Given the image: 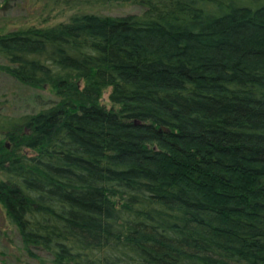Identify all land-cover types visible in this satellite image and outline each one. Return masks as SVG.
<instances>
[{
	"label": "trees",
	"instance_id": "1",
	"mask_svg": "<svg viewBox=\"0 0 264 264\" xmlns=\"http://www.w3.org/2000/svg\"><path fill=\"white\" fill-rule=\"evenodd\" d=\"M31 1L73 13L0 33V72L55 96L0 112V205L23 248L264 264V0ZM122 3L142 11H93Z\"/></svg>",
	"mask_w": 264,
	"mask_h": 264
},
{
	"label": "rangeland",
	"instance_id": "2",
	"mask_svg": "<svg viewBox=\"0 0 264 264\" xmlns=\"http://www.w3.org/2000/svg\"><path fill=\"white\" fill-rule=\"evenodd\" d=\"M47 13L41 4L31 0H0V33L29 25L46 26L67 20L73 11ZM93 11L107 15L141 13L142 8L129 3L95 7ZM48 14V15H47ZM44 20V18H47ZM4 61L0 58V64ZM105 92L103 100L107 99ZM55 96L47 89L27 88L17 83L9 75L0 72V112L20 115L36 112ZM45 101V103H44ZM0 264H53L51 257L42 251L29 254L22 246L19 235L5 217L0 205Z\"/></svg>",
	"mask_w": 264,
	"mask_h": 264
}]
</instances>
